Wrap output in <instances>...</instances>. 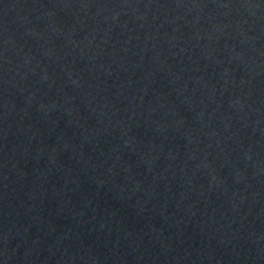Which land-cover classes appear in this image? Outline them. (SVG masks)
Wrapping results in <instances>:
<instances>
[{
    "label": "water",
    "instance_id": "95a60500",
    "mask_svg": "<svg viewBox=\"0 0 264 264\" xmlns=\"http://www.w3.org/2000/svg\"><path fill=\"white\" fill-rule=\"evenodd\" d=\"M0 264H264V0H0Z\"/></svg>",
    "mask_w": 264,
    "mask_h": 264
}]
</instances>
